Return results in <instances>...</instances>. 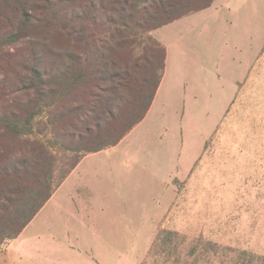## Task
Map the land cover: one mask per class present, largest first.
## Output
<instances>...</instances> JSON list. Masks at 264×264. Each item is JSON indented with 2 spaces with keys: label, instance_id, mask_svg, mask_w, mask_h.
<instances>
[{
  "label": "rangeland",
  "instance_id": "374dc122",
  "mask_svg": "<svg viewBox=\"0 0 264 264\" xmlns=\"http://www.w3.org/2000/svg\"><path fill=\"white\" fill-rule=\"evenodd\" d=\"M153 36L169 48L176 90L161 92L144 126L81 168L102 174L98 184L97 173L88 178L108 208L95 209L79 239L57 240L51 204L0 247V264H142L162 229L261 264L253 256L264 258V0H216ZM67 211L58 226L77 228Z\"/></svg>",
  "mask_w": 264,
  "mask_h": 264
},
{
  "label": "trees",
  "instance_id": "16d2710c",
  "mask_svg": "<svg viewBox=\"0 0 264 264\" xmlns=\"http://www.w3.org/2000/svg\"><path fill=\"white\" fill-rule=\"evenodd\" d=\"M215 1L0 0V247L83 158L117 146L145 118L166 61L153 32ZM253 263L167 229L142 262Z\"/></svg>",
  "mask_w": 264,
  "mask_h": 264
},
{
  "label": "crops",
  "instance_id": "0c3cea01",
  "mask_svg": "<svg viewBox=\"0 0 264 264\" xmlns=\"http://www.w3.org/2000/svg\"><path fill=\"white\" fill-rule=\"evenodd\" d=\"M161 43L164 44L163 42H161ZM165 47H166L165 70H164V74H163L162 80L160 82V85L158 87V90L156 92V95L154 97V100H153L145 118L142 120V122H140V124H138V126H136L126 137H128L131 134H134V131L137 127L144 126L148 122V120L152 117L155 107L157 106V104H160L161 92L164 91V93H165V90H166V92H168V95H169V94L173 93L174 90H176L177 82L174 81L172 78L170 79V77H169V56H168L169 55V48L166 45H165ZM178 85L180 87L183 86V82L181 79H180ZM166 101H167V99L164 98L163 103H166ZM182 117L180 119L181 122L183 121ZM203 141H202V143H203ZM115 147H113V148H115ZM113 148H111V149H113ZM106 151H108V150H106ZM104 152L105 151L95 153V154H91V155H88L85 158H83L82 161L78 164V166L70 173V175L66 178V180L61 184V186L57 189V191L52 195V197L46 203V205L36 215L35 219L38 220L41 212H44L47 207H49L51 204H53L50 207V212H48L51 214L54 213V215H52V216L50 215L51 216L50 217L51 227L49 229L46 228V229H48V231L52 232V238L53 239L58 240L60 237H62L61 236L62 234H64L66 237H69L71 235V237L73 239H76V240L79 239V236H80L81 232L83 231L85 224L90 220L91 217L92 218L94 217L93 214H94L95 209H98L97 211L99 213L100 212L104 213L106 208H108V204L101 203V201H99V197L98 198L95 197V191L97 190V188L95 187L94 182L90 181L88 178L90 173H94L95 175L97 173L98 175L96 176L95 180H97V184H98V183H100V181L102 179V174L99 175L100 173L96 172V169H97L96 167L91 168L88 166L87 168H89V170H83V171L81 169L82 167L85 166V164L89 160H91L92 158L97 157L99 155H103ZM197 156H198V154H197ZM197 156H196V158H197ZM196 158L193 160L191 167H192L193 163L195 162ZM118 166L120 168L123 167V165H120V164L117 165L116 167H118ZM112 167H114V166H112ZM116 167H114V168H116ZM111 169L112 168H110L107 172H108V174H110L112 176L113 174L110 171ZM189 169H188V171H189ZM70 182H72V185L70 187L69 193H62L64 186ZM70 208H73L75 213H76L75 218L77 221H75V222L77 224V226H76L77 228H75V227L71 228L70 226H65V227L60 228L58 226V218L56 217V214L58 213L60 216L64 215L67 217L70 214V211H67V210H69ZM65 211H67V212H65ZM45 218H43V219H45ZM62 218H63V216H62ZM67 219L69 220L70 218L67 217ZM40 224L41 223L38 221L37 227H39ZM43 229H45V228H43ZM71 250L73 253L72 258H74V256H75L74 254L77 253V251L74 249H71ZM97 254H99V253H97ZM74 259L70 258L69 262L60 261V262H58V264H81L80 261H75Z\"/></svg>",
  "mask_w": 264,
  "mask_h": 264
}]
</instances>
